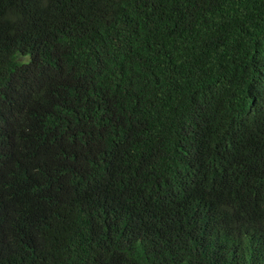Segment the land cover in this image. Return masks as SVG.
I'll return each instance as SVG.
<instances>
[{
  "label": "trees",
  "instance_id": "16d2710c",
  "mask_svg": "<svg viewBox=\"0 0 264 264\" xmlns=\"http://www.w3.org/2000/svg\"><path fill=\"white\" fill-rule=\"evenodd\" d=\"M0 264H264V0H0Z\"/></svg>",
  "mask_w": 264,
  "mask_h": 264
}]
</instances>
